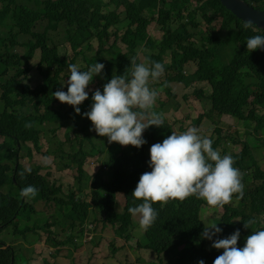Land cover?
<instances>
[{
	"label": "trees",
	"instance_id": "16d2710c",
	"mask_svg": "<svg viewBox=\"0 0 264 264\" xmlns=\"http://www.w3.org/2000/svg\"><path fill=\"white\" fill-rule=\"evenodd\" d=\"M250 1H256L250 3L264 9V0ZM208 5L204 10L202 4L193 5V0H0V136L4 137L0 142V233L7 236L6 240L0 239V264H19V257L26 264L30 260L26 251L32 253L38 229L51 238L56 234L54 228H61L67 232V240L55 246L76 247L75 237L83 236L85 228L92 231L85 227L91 203L83 194L89 188L96 199L95 206L107 204L118 191L125 194L126 209L142 203L131 193L140 175L151 171L148 164L151 145L174 132L166 115L173 103L158 96L154 110L164 113V124L146 129L143 138L147 143L140 148L109 144L106 137L90 131L91 121L83 116L90 110L96 89L103 91V85L113 75H130L132 57H137V63L142 62L139 51H143L145 59L164 64V78L158 84L172 98L173 81L183 82L187 78L190 84L209 83L211 91L202 98L204 111L189 127H198L201 135L208 136L213 144L231 137L229 133L222 136L221 117L228 113L247 125L255 122V131L264 132V49L250 53L246 46L248 38L264 36V29L254 24L245 29V21L220 0H208ZM125 20L127 25L122 33L119 24ZM154 21L155 27L163 30L161 38L148 31ZM61 35L70 55L60 51L56 38ZM78 58L86 63L80 68L82 71L95 62L105 65L103 75L95 76L87 89L89 98L80 105V114L53 97L57 90L67 91V86L62 85L70 75L68 65L76 64ZM192 61L196 68L186 74L185 69ZM33 69L42 75L35 86L30 76ZM195 93L198 97L204 95L202 89H195ZM206 116L212 130L202 125ZM63 126L65 140L57 134ZM244 142L243 150L236 156L239 165L250 172H241L244 196L220 208L223 214L213 219L222 229L213 240L226 238L239 229V247L244 246L252 230L264 229V153L258 160L249 142ZM44 146H47L45 154L53 155L57 169H76L75 182L68 194L62 192L59 184L51 182L50 173H43L41 165L31 166L22 161L23 151L32 157L34 149L43 152ZM99 153H102L101 168L96 174H89L85 162ZM26 167H31V173L25 172L21 177L19 172ZM29 185L38 189L37 195L21 197V189ZM236 201L241 207L235 206ZM38 205L46 209L40 210ZM203 205L208 206L195 196L184 201L171 200L163 206L153 204L158 213V230L152 227L146 231L148 245L157 252L159 247L162 251L169 247L183 264H199L200 260L213 264L223 250L213 248V241L201 236L207 227L201 218ZM44 212L50 217L44 218ZM253 218L256 223L245 229L244 222ZM111 221L115 223L114 235L118 236L130 227L131 214L114 210ZM169 232L179 234L180 239L172 241ZM181 242L186 247L191 244L193 256L188 257L186 247L177 251ZM56 250L55 255L60 252ZM54 254L49 257L54 258ZM44 264L54 262L46 259Z\"/></svg>",
	"mask_w": 264,
	"mask_h": 264
},
{
	"label": "clouds",
	"instance_id": "9594fccd",
	"mask_svg": "<svg viewBox=\"0 0 264 264\" xmlns=\"http://www.w3.org/2000/svg\"><path fill=\"white\" fill-rule=\"evenodd\" d=\"M246 2L254 6L250 2L256 1L248 0ZM196 4H202L204 10L209 6L208 0H200L199 2L193 0V5ZM226 7L229 9L228 6ZM126 25V20L120 23L119 31L123 33L125 29L122 27L126 28ZM153 26L155 27V21ZM243 27L245 29L252 28L253 22L246 20ZM155 28L160 32L159 36L151 34L150 31L149 33L154 37L161 38L163 30L160 27ZM246 46L250 53L257 49H264V36L255 35L248 38ZM130 66V75H113L103 85V91L96 89L93 92L90 110L84 112L83 116L91 121L92 128L90 131L94 130L99 137H106L109 144L115 142L121 146L130 145L140 148L147 143L143 138L144 131L150 126L160 128L165 121L164 113L154 110L159 90L150 87V81L157 82L164 75L165 66L161 62L147 59L137 63V57L130 59ZM104 67V64L95 62L87 70L82 71L77 64H69L70 75L62 85V87L67 86V91L57 90L53 93V97L63 104L72 106L75 112L80 114V105L89 98L87 89L95 76L103 75ZM225 115L236 119L229 113ZM253 124H245V132H250L249 129ZM228 133L231 136V130ZM226 134L222 133V136ZM244 141L246 140H239L231 136L213 144L212 139L201 135L200 129L193 126L180 133L172 132L162 142L152 144L148 162L151 171H146L140 175L139 181L131 193L135 200L142 201V203L126 209L125 194L118 191L107 204L95 206L93 203L96 199L91 188H89L88 199L84 198L87 194L86 190L84 191L83 198L91 203V212L85 220V227L88 226L92 230L89 231V235L97 232L100 223L104 228H113L115 223L111 219L114 210L119 213L126 211V213L131 214V223L132 217L133 219L139 218V226L144 229L143 236L139 240L137 234L132 236L129 233L130 236L128 237V230H126L124 233L116 235L115 239L119 237L121 243L132 244L131 238L133 237L137 240L138 246L156 251L148 245L149 241L146 237V231L152 227L158 230V213L153 204L160 203L163 206L171 200L184 201L195 196L197 199L205 201L209 207L223 208L227 204H232L235 199H242L244 184L241 172L248 174L250 172L239 165L236 156L243 150ZM238 143H241L242 147L240 151L236 152L234 148ZM43 163L45 165L49 163L47 157L43 158ZM31 170V167H26L19 172V175L23 177L25 172L30 174ZM37 193L38 189L29 185L21 189L20 196L32 198ZM103 194L104 196L107 195V191H104ZM93 214L97 220H94ZM119 223L118 221L116 224ZM255 223V218L249 219L244 222V228L250 229ZM128 229H131V226ZM221 232L222 229L217 226V223H210L204 227L201 233L202 238L213 241V248L223 250L214 259L213 264H264V229L252 230L251 234L245 238L243 247L238 246L241 235L239 229L226 238L213 240V237H217ZM198 242L201 245L199 239H197L196 244L200 246ZM183 244L185 247L186 243L183 242ZM53 262L51 261V263ZM131 264H136V261H131ZM199 264H204V261L200 260Z\"/></svg>",
	"mask_w": 264,
	"mask_h": 264
},
{
	"label": "rangeland",
	"instance_id": "374dc122",
	"mask_svg": "<svg viewBox=\"0 0 264 264\" xmlns=\"http://www.w3.org/2000/svg\"><path fill=\"white\" fill-rule=\"evenodd\" d=\"M200 17V15H199ZM201 20V19H200ZM219 22V21H218ZM218 22H216L218 24ZM154 22H152L148 26V31L153 33L155 36H159L160 32L158 29H156L154 26ZM203 25H206L203 23ZM122 29H125V27H122ZM57 42L60 41L59 47L61 53L64 55L65 53L69 52V55L71 54L69 46L64 44V38L61 35L60 38H56ZM97 48V43H94V49ZM19 50H22L23 47H19ZM88 51V50H86ZM94 51H91L90 53H94ZM143 51H139L140 57L142 62L145 61ZM89 53V54H90ZM39 53L36 54L35 61L38 59ZM169 59V57H167ZM76 64L79 66V69L86 65V63L81 59L78 58ZM196 68L195 63L192 61L190 62L186 67V74L193 73ZM31 78V84L35 86L37 83L40 82L42 79V75L35 72L33 69L30 73ZM68 78V77H67ZM65 79V82L67 80ZM164 76L160 78L157 82H151L150 87L156 88L159 90V95L161 99H167L169 103H173V105L168 106V111L166 113L167 120L170 121L173 124L174 132L180 133L183 132V128L187 129L192 124L193 120L199 115V113L204 111L205 103L203 101V97L206 95L207 92L211 91V86L209 83L205 81H192L190 84V79H184L183 82L179 81H173L171 82L172 92L175 93V97H170L168 93L163 89V86L161 84H158V82L162 81ZM189 81V82H188ZM93 89V88H92ZM195 89L199 90L202 89L204 92V95L197 96L195 93ZM179 105V106H178ZM210 107V106H209ZM224 124L222 125V133L226 134L231 130V136L239 139V140H248L250 146L252 147L253 152L256 155V158L259 160L262 158L264 153V147H263V139H264V132L263 131H255V122L253 125H251V128L249 129L250 132L247 133L246 131V125L242 121H239L237 119L232 118L228 115H223L221 117ZM87 121V119H85ZM202 125L206 128H209L208 130H212L213 126L211 122L208 120V117L204 118L202 121ZM198 128V127H197ZM200 128H203L200 126ZM204 129V128H203ZM205 130V129H204ZM66 128L65 126L61 127L57 130L58 137L62 140H65V133ZM4 140V137L0 136V142ZM45 143V140L42 141ZM28 145H33L31 142H28ZM237 146L234 148V150L240 151L242 144L238 143ZM47 149V146L43 147V152H37L36 149L33 151L32 157H29L26 154V151H23L22 153L24 156H22V161L33 166V165H41V171L43 173L49 172V178L51 182H56L59 184L62 188V192L64 194H68L70 192V185L74 184L75 182V176L77 175L76 169H65V170H59L55 166V162L53 161V155H47L45 154V150ZM42 151V150H41ZM102 153L96 154L94 156H90L86 162H85V170L89 174L95 173L99 168H101V155ZM47 157L49 163L45 165L43 163V158ZM263 163H261L262 165ZM253 179L250 180L252 182ZM77 191V189H76ZM86 195L84 198L88 199L90 190H86ZM230 205V204H228ZM203 209L201 210V218L206 223V226H208L210 223H217L213 219L220 218V216L223 214V210L220 208H212L209 206L203 205ZM235 206L241 207L237 201L235 202ZM40 210L46 209L43 205L37 206ZM100 212V211H99ZM54 214L55 212L52 211ZM99 216V213H98ZM50 216H47L44 212V218H48ZM35 218V217H33ZM137 223H136V220ZM133 219L132 217V223H131V229H128V233H130L132 236L133 234H137L139 240L143 236L144 229L139 226V218L135 217ZM52 221V219H49ZM218 226V225H217ZM219 227V226H218ZM39 232V237L36 239L35 244L33 246L32 253L29 251H26L28 258L30 257V260L26 264H44L46 262V259H50L51 261H54V264H131V261H136V264H183L181 257L176 254V252H173L169 247L166 248L165 251H162L159 248V252H156L152 249H149L147 247H141L138 246L137 240L133 237L131 238V243H121L120 238L118 237L115 239V235L113 232V229L110 227L104 228L100 225H98L97 232L95 234L89 235V231L87 229H84L83 236L79 235L75 237V241L77 243V246L74 247L73 245L62 246L57 245L55 246V243L60 242L61 240H67V232L61 228L55 227V235H53L51 238H48V234L44 230H37ZM169 235L171 236V240L174 239L179 240L180 236L179 234H172L169 232ZM7 236L4 235V233H0V239L6 240ZM82 239V240H81ZM124 241V240H123ZM189 244V243H188ZM200 245V243L198 242ZM184 244L181 242V244L178 246L177 251H180L186 247H183ZM67 247V248H66ZM78 247V248H77ZM188 250V257L193 256L194 249L192 248L191 244H189L188 247H186ZM56 249H59L60 252L58 254H54V251H57ZM73 250V253L70 254V251ZM54 254V258L49 257V255ZM19 263L24 264L25 262L21 260L19 257Z\"/></svg>",
	"mask_w": 264,
	"mask_h": 264
},
{
	"label": "water",
	"instance_id": "95a60500",
	"mask_svg": "<svg viewBox=\"0 0 264 264\" xmlns=\"http://www.w3.org/2000/svg\"><path fill=\"white\" fill-rule=\"evenodd\" d=\"M232 12L243 20H251L254 25L264 29V10L258 9L245 0H221Z\"/></svg>",
	"mask_w": 264,
	"mask_h": 264
}]
</instances>
